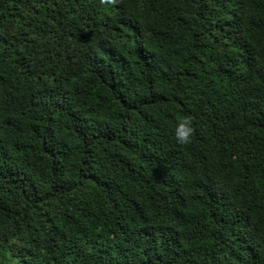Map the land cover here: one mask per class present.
I'll list each match as a JSON object with an SVG mask.
<instances>
[{
    "label": "trees",
    "instance_id": "16d2710c",
    "mask_svg": "<svg viewBox=\"0 0 264 264\" xmlns=\"http://www.w3.org/2000/svg\"><path fill=\"white\" fill-rule=\"evenodd\" d=\"M0 264H264V0H0Z\"/></svg>",
    "mask_w": 264,
    "mask_h": 264
},
{
    "label": "clouds",
    "instance_id": "9594fccd",
    "mask_svg": "<svg viewBox=\"0 0 264 264\" xmlns=\"http://www.w3.org/2000/svg\"><path fill=\"white\" fill-rule=\"evenodd\" d=\"M191 118L181 117L174 126L173 136L176 143L184 145L190 142L192 135Z\"/></svg>",
    "mask_w": 264,
    "mask_h": 264
}]
</instances>
